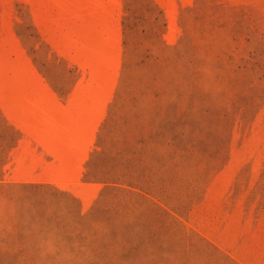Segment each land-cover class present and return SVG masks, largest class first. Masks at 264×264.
<instances>
[{
  "label": "rangeland",
  "instance_id": "obj_1",
  "mask_svg": "<svg viewBox=\"0 0 264 264\" xmlns=\"http://www.w3.org/2000/svg\"><path fill=\"white\" fill-rule=\"evenodd\" d=\"M0 264H264V0H0Z\"/></svg>",
  "mask_w": 264,
  "mask_h": 264
}]
</instances>
